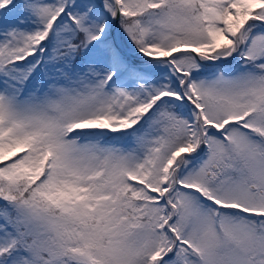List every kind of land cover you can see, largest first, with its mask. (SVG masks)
Listing matches in <instances>:
<instances>
[{
    "label": "snow or ice",
    "instance_id": "obj_1",
    "mask_svg": "<svg viewBox=\"0 0 264 264\" xmlns=\"http://www.w3.org/2000/svg\"><path fill=\"white\" fill-rule=\"evenodd\" d=\"M0 264H264V0H0Z\"/></svg>",
    "mask_w": 264,
    "mask_h": 264
}]
</instances>
